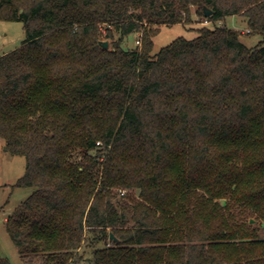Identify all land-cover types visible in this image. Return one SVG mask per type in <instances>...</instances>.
Wrapping results in <instances>:
<instances>
[{
    "label": "trees",
    "instance_id": "obj_1",
    "mask_svg": "<svg viewBox=\"0 0 264 264\" xmlns=\"http://www.w3.org/2000/svg\"><path fill=\"white\" fill-rule=\"evenodd\" d=\"M192 8L262 40L201 27L152 54ZM0 20L25 32L0 56V138L32 189L5 220L23 264L85 247L90 264H264V0H0Z\"/></svg>",
    "mask_w": 264,
    "mask_h": 264
},
{
    "label": "rangeland",
    "instance_id": "obj_2",
    "mask_svg": "<svg viewBox=\"0 0 264 264\" xmlns=\"http://www.w3.org/2000/svg\"><path fill=\"white\" fill-rule=\"evenodd\" d=\"M221 25L239 32V40L247 47H254L262 40L261 36L257 34L248 33L247 24L242 16H230L222 22H208L197 15L195 8H192L191 20L187 24L160 27L159 33L152 39V54L158 52L160 48L177 37L193 39L197 36L199 28H212ZM24 38L25 32L22 22L0 20V56L18 48ZM117 38L118 33L113 31V38L108 41V48ZM137 40H139L138 33L127 34L120 41V47L122 49H134L141 44L137 43ZM24 169V157L11 154L6 149L4 140L0 138V257L7 259L11 264H23V260L6 231L5 220L32 193L31 188L14 186L17 179L24 173ZM131 194L137 195L138 191L131 190ZM79 253L82 256L80 264H90L87 261L91 257L90 247H85ZM30 258L36 257L31 256Z\"/></svg>",
    "mask_w": 264,
    "mask_h": 264
},
{
    "label": "water",
    "instance_id": "obj_3",
    "mask_svg": "<svg viewBox=\"0 0 264 264\" xmlns=\"http://www.w3.org/2000/svg\"><path fill=\"white\" fill-rule=\"evenodd\" d=\"M203 11H204V17H209L213 13L212 10L207 8V7H204ZM98 44L102 49H108V41L107 40H101L98 42ZM110 240H115V238L112 234H110Z\"/></svg>",
    "mask_w": 264,
    "mask_h": 264
}]
</instances>
